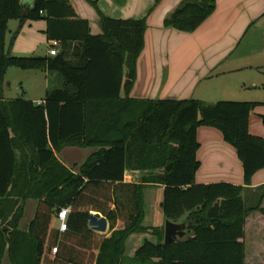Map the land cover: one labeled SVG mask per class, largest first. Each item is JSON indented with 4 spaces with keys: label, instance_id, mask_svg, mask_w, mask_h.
<instances>
[{
    "label": "trees",
    "instance_id": "trees-1",
    "mask_svg": "<svg viewBox=\"0 0 264 264\" xmlns=\"http://www.w3.org/2000/svg\"><path fill=\"white\" fill-rule=\"evenodd\" d=\"M161 1L154 0L149 13ZM215 8L216 0H183L163 27L192 33ZM14 20L46 22V40L62 44L61 52L54 57L7 55L8 23ZM100 24L102 34L91 35L68 0H0V212L12 197L16 229L23 211L18 203L39 200L29 228L35 242L32 264H78L68 256L74 245L98 249L95 264H248L246 256L259 237L254 219L264 216V186L257 205L248 207L242 186L196 184V131L209 127L222 134L235 149L244 185L249 186L252 176L264 169V138L248 131L249 115L258 104L157 99L141 101L138 107L128 93L144 48L147 19L100 16ZM11 67L44 71L60 81L47 89L42 105L24 98L6 100L4 80ZM124 67L126 97L119 99ZM103 85L114 86L113 93L99 92ZM68 146L98 151L72 173L54 156ZM17 153L30 155L25 171L18 166ZM126 170L143 171L139 183L125 182ZM155 185L164 186L165 220L184 218L190 235L165 244L163 229L141 225L143 191ZM63 208L69 212L67 230H50ZM90 212L105 217L110 230L118 222L123 228L104 238L88 227ZM133 234L152 235L156 241L144 238L129 259L125 243ZM53 247L56 253L50 257ZM4 249L0 238V264Z\"/></svg>",
    "mask_w": 264,
    "mask_h": 264
},
{
    "label": "crops",
    "instance_id": "crops-1",
    "mask_svg": "<svg viewBox=\"0 0 264 264\" xmlns=\"http://www.w3.org/2000/svg\"><path fill=\"white\" fill-rule=\"evenodd\" d=\"M68 1L78 18L88 23L91 35L102 34L100 16L118 20H138L146 17L144 48L137 59L135 81L128 93V98L138 102V107L141 101L157 99H195L206 104L214 98L223 99L218 101H229L223 98L226 95H234L235 102L257 103L258 106L264 104V98H255L252 93H249L258 90L259 87L247 80L244 73H241L243 69L259 67L254 64V60L256 62L261 60L264 63V0H216L214 12L192 33H183L163 27L165 18L183 0H162L151 13L149 11L154 6V0ZM25 3L29 4L30 0H25ZM14 21L17 22L19 29L27 24V22L20 24L19 21ZM44 24V28L40 30L43 35H45L46 22ZM11 33L12 30L9 34ZM23 37H26V34ZM47 42L49 48L59 46V53L61 52L62 44ZM48 50L45 56H48ZM71 59L75 58L71 56ZM262 65L264 67V64ZM42 72L45 77L43 88L46 94L48 86H57V81L53 79L54 75L50 76L47 72ZM125 75L126 68L124 67L119 99L126 97L123 85ZM113 88L112 85H103L98 91L113 93ZM44 97L29 101L39 106L43 104ZM4 98L9 100L5 96ZM117 106L116 104L115 107ZM258 106L252 111L253 114L249 115V133H252L250 127L255 120L253 116L257 114L264 117V107ZM196 138L200 145L196 153L200 167L195 175V183L222 182L242 186L246 205L255 207L263 192L259 189L264 186V169L257 171L252 176L250 185L245 186L242 164L237 158L236 151L224 142L218 130L199 127L196 131ZM97 151L98 149L93 147L68 146L54 153V156L66 169L77 173L87 159ZM17 155L21 160L18 166L25 171L29 167L30 155L18 153ZM142 176L143 171L126 170L124 181L139 183ZM163 192L164 186L162 185L149 186L144 189V215L141 224L144 228L164 230L166 220L161 208ZM13 201L12 197L5 200L4 210L0 212L3 216L0 217V238L5 242L1 264H32L35 258V242L29 234V228L35 218L39 200L30 198L18 203L23 211L16 229L12 226ZM183 219L177 223H184ZM254 220L258 224L254 226V230L259 237L252 242L250 254L246 256L245 261L248 264H264V216L259 215ZM52 228L59 231L57 218L50 224V230ZM122 228L123 224L118 222L113 230L109 229L108 223L105 233H97L91 228L90 230L108 238L114 230ZM185 233V237L190 235V232L186 230ZM144 238L156 241V237L148 234L129 236L125 243L124 253L127 258L134 257ZM72 247L69 249L68 256L78 260V264H95L98 249L83 250L75 245ZM55 253L48 252V256L52 257ZM93 253L94 258L91 261Z\"/></svg>",
    "mask_w": 264,
    "mask_h": 264
},
{
    "label": "rangeland",
    "instance_id": "rangeland-1",
    "mask_svg": "<svg viewBox=\"0 0 264 264\" xmlns=\"http://www.w3.org/2000/svg\"><path fill=\"white\" fill-rule=\"evenodd\" d=\"M43 21L27 22L22 28H18L16 21H10L8 23V33L5 39V52L7 55L15 57H39L45 56L46 51L49 48V44L40 30L44 28ZM12 30V33L9 32ZM26 34V37L23 35ZM33 50V51H32ZM57 54L60 51L59 46L56 47ZM263 61L256 62L254 64L259 67L243 69L241 73L247 80L252 81L258 90H253L252 93L255 98H264V67ZM55 81H60L56 76L53 78ZM231 79V78H230ZM45 77L42 71L39 70H20L15 67H11L7 70L4 80V96L8 99L24 98L25 100H37L43 98L45 90L43 84ZM263 84V85H262ZM263 86V87H262ZM50 86H48L49 88ZM223 98L226 100H233L234 95H226ZM218 100L214 98L207 104H214ZM225 100V99H224ZM260 100V99H259ZM258 107H264L260 105ZM253 112L250 113V116ZM255 120L251 123L250 133L253 136L264 138V117L261 115H255Z\"/></svg>",
    "mask_w": 264,
    "mask_h": 264
},
{
    "label": "water",
    "instance_id": "water-1",
    "mask_svg": "<svg viewBox=\"0 0 264 264\" xmlns=\"http://www.w3.org/2000/svg\"><path fill=\"white\" fill-rule=\"evenodd\" d=\"M30 6H28L29 8ZM88 227L97 233H105L108 228V222L105 217L97 212L89 214ZM185 223L165 222L164 226V243H173L185 236Z\"/></svg>",
    "mask_w": 264,
    "mask_h": 264
},
{
    "label": "built area",
    "instance_id": "built-area-1",
    "mask_svg": "<svg viewBox=\"0 0 264 264\" xmlns=\"http://www.w3.org/2000/svg\"><path fill=\"white\" fill-rule=\"evenodd\" d=\"M47 55L49 57H54L57 55V51L55 46H52L49 48ZM67 217H68V209L63 208L57 213V220L59 221V231L64 232L67 230ZM53 252H56V248L52 250Z\"/></svg>",
    "mask_w": 264,
    "mask_h": 264
}]
</instances>
